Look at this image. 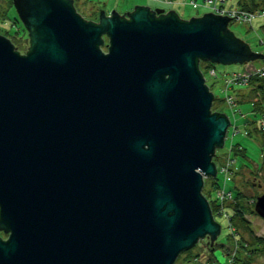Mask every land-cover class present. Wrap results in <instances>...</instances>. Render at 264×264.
<instances>
[{"label":"water","instance_id":"95a60500","mask_svg":"<svg viewBox=\"0 0 264 264\" xmlns=\"http://www.w3.org/2000/svg\"><path fill=\"white\" fill-rule=\"evenodd\" d=\"M13 3L30 45L0 34V264H174L213 244L204 179L230 119L200 62L262 55L224 14L136 5L95 22L74 0Z\"/></svg>","mask_w":264,"mask_h":264},{"label":"rangeland","instance_id":"374dc122","mask_svg":"<svg viewBox=\"0 0 264 264\" xmlns=\"http://www.w3.org/2000/svg\"><path fill=\"white\" fill-rule=\"evenodd\" d=\"M192 1L75 0V4L84 18L95 22L99 21L101 9L108 15L113 12V9L119 14H123L133 10L136 5L161 8L167 11L173 10L182 19H190L192 16H200L209 10H213L211 0L207 1L209 6L204 5L205 0H195L200 4L197 8L193 6ZM240 1L242 0H226L223 5L225 8L231 9L235 8ZM96 15L98 16L95 19L94 16ZM252 23L251 25L250 23L232 21L229 22L228 28L233 31L237 38L248 43L254 52H264V43H260L261 39L264 40V15H256ZM7 32H17V36L28 38V32L20 21L15 6L11 5L9 0H0V34L4 35ZM107 44L108 39L102 45L105 52L108 51ZM259 63V61L254 62L256 66H259ZM262 67L264 69V63ZM212 68L216 71L215 73L211 72ZM201 69L215 96L212 104L213 109L226 114L231 119L224 145L216 150L217 156L215 155L214 158L217 166L221 168L217 178L222 184L224 180H227V187L235 189L234 192L237 189L242 191L243 197L239 199L245 203H243L246 207L245 217L251 223L255 236L264 240V218L252 206L253 199L264 193V134L260 131L261 128L264 129V111H257L252 108V102L258 101L263 104L264 110V98L258 89L260 82L258 80L253 81L254 78H263L264 75L252 74L246 82L250 86L246 87V84L240 82L231 83V79L227 78L234 72H249L248 67L246 69V65L242 63L224 64L202 61ZM227 94H232V96L228 99ZM238 144L245 149L240 151ZM261 164H263V168H261ZM209 183L210 180L208 179L204 188H207ZM211 188L213 189V198L219 192V187L212 186ZM217 200L219 205L213 208L212 213L215 221L220 224L221 231L216 239L217 244L214 250L211 248L209 237L208 239H200L192 249L183 250L174 264H208L210 257L216 258L217 262L214 264H226L231 262L230 256L238 253V251L246 254L247 251L244 247L248 246L251 249L250 244L255 238L244 227L238 229L232 217V207L237 203V200L234 202L220 197ZM240 234L242 235L241 238ZM7 235L8 233L0 230V237L5 238ZM253 256L254 264H264V253L253 254Z\"/></svg>","mask_w":264,"mask_h":264},{"label":"trees","instance_id":"16d2710c","mask_svg":"<svg viewBox=\"0 0 264 264\" xmlns=\"http://www.w3.org/2000/svg\"><path fill=\"white\" fill-rule=\"evenodd\" d=\"M9 3L12 5V0H9ZM238 5L242 6L243 8H246V9H254V8L258 7V5H264V3L263 4L260 3L259 0H242L239 2ZM97 16L98 15L94 16L95 19L97 18ZM16 33L17 32H15V33L7 32L4 35L12 41V43L14 44V47L17 49V51H19L20 53L26 52L27 47L29 45L28 39L27 38L25 39L22 36H17ZM254 80L261 81L260 84L258 85V89L262 92V95L264 98V77L261 79L260 78H254L253 81ZM263 102H264V100H263ZM252 108H254L257 111L258 110L259 111L262 110V112L264 111L263 110V104L261 102H258V101L252 102ZM236 131H238V130H236ZM260 131H262L264 134L263 128H261ZM238 148L240 151L245 149V148H241L240 144H238ZM263 164H261V166H262L261 168H263ZM261 168H259V169H261ZM209 180H210V183L208 184L207 188H204L203 193L208 198L212 210H213V208L218 206V204H217L218 197H220V198L225 197L226 199H228V198H230V195L234 196L237 200V203L235 205H233V207H232V210H233L232 217L234 219V222L237 225L238 229H240V227H244L245 229H247V231L250 233V235H252V237L255 238V240L250 244L251 249H249L248 246L244 247V245H242V247H244V249H246V251H247L246 254L243 253L242 251H238V253H236V255H235L236 264H254L253 263V259H254L253 254L264 253V240L255 236V233L253 232V228L250 225L251 223L245 217V213H246V207L244 206L245 203H244V201L241 202V200L239 199V198L243 197L242 191L237 189L236 192H234L235 189L228 188L227 187L228 181L224 180L223 184H222L224 189H222V190L219 189L218 191L219 192L221 191V193H219V192L216 193L215 197L212 198L213 189L211 187L212 186L216 187L217 182H216V179H209ZM207 181H208V179L206 180V182ZM252 206L254 207V203L252 204ZM241 237H242V235L240 234V238Z\"/></svg>","mask_w":264,"mask_h":264},{"label":"built area","instance_id":"2783aa9c","mask_svg":"<svg viewBox=\"0 0 264 264\" xmlns=\"http://www.w3.org/2000/svg\"><path fill=\"white\" fill-rule=\"evenodd\" d=\"M208 1V0H207ZM220 1L223 0H211L212 4V8L215 12L220 13V14H224V15H229L232 18H237V19H242L245 21H249L251 20V18L253 16H255V13H251V12H246L243 10H239V9H226L222 6H219L218 3ZM260 14V13H259ZM262 15H264V11L261 13ZM245 75L243 74H235L233 76V78L231 79V82H241V83H246L247 82V78L244 77ZM244 77V78H243ZM239 79V80H238ZM242 79V80H240ZM230 98V97H229ZM228 98V99H229ZM221 193V191L219 192ZM231 197V195H230ZM225 198V197H224Z\"/></svg>","mask_w":264,"mask_h":264},{"label":"flooded vegetation","instance_id":"af4514ba","mask_svg":"<svg viewBox=\"0 0 264 264\" xmlns=\"http://www.w3.org/2000/svg\"><path fill=\"white\" fill-rule=\"evenodd\" d=\"M13 1V0H12ZM259 2H261L262 4L264 3V0H259ZM13 4V3H12ZM261 6H264V5H258V7H261ZM105 39L107 40V37L105 36ZM25 53V52H23ZM9 235V234H8ZM8 235L7 237H5L4 239L8 238Z\"/></svg>","mask_w":264,"mask_h":264}]
</instances>
